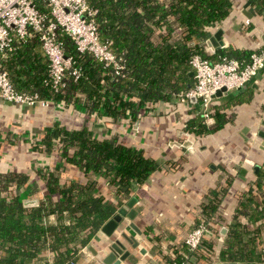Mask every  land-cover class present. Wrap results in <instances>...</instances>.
I'll return each mask as SVG.
<instances>
[{
  "label": "trees",
  "instance_id": "16d2710c",
  "mask_svg": "<svg viewBox=\"0 0 264 264\" xmlns=\"http://www.w3.org/2000/svg\"><path fill=\"white\" fill-rule=\"evenodd\" d=\"M95 8L92 16L101 40L123 59L125 67L114 73L113 67L90 52L78 51L63 32L58 39L72 65L64 72V84L54 89L48 80V59L36 33L14 42L0 57V69L6 71L14 89L36 94L38 98L79 105L110 119L136 117L140 105L180 96L192 84L189 57L193 53L214 60L221 56L244 63L249 52L217 47L206 51L208 26L228 13L231 0H86ZM264 17V0H249ZM78 68L75 77L71 67ZM263 68V67H262ZM261 68L262 71H264ZM242 87V86H241ZM211 123L202 111L189 116L183 130L201 134L217 130L227 119L218 106H209ZM1 140V139H0ZM56 146L59 156L77 166L86 178L59 182V166L41 173L46 192L36 204L25 205L13 189L26 181L22 171H0V264H73L77 250L88 243L116 204L97 192L91 174L105 178L118 199L129 196L133 183H140L157 167V162L117 139L116 135L97 137L87 125L67 128L53 121L34 141L35 149L49 152ZM245 189L236 193L230 219L214 216L229 181L210 188L200 204L188 231L199 221L225 233L214 249L210 238L195 247L184 239L169 244L160 264H213L215 260L245 264H264V155L259 168ZM56 194V196H53ZM51 216V217H49ZM245 216L247 223L240 221ZM263 241V243H262Z\"/></svg>",
  "mask_w": 264,
  "mask_h": 264
},
{
  "label": "crops",
  "instance_id": "0c3cea01",
  "mask_svg": "<svg viewBox=\"0 0 264 264\" xmlns=\"http://www.w3.org/2000/svg\"><path fill=\"white\" fill-rule=\"evenodd\" d=\"M217 28L221 29V44L214 47L206 39ZM207 29L206 51L217 47L247 52L264 48V17L249 0H231L226 16ZM257 72L261 74L259 78L253 75L242 87L212 97L210 104L224 111L227 119L217 130L201 134L183 130L184 121L201 111L198 99L192 101L189 97L146 102L133 119L128 115L110 119L86 113L79 105L62 101L25 103L0 98V171L24 172L26 181L13 190L21 200L35 199L37 203L46 192L41 173L52 166H59L60 183L87 178L77 166L59 156L56 146L49 152L32 147L45 126L56 121L67 128L87 125L97 137L116 135L123 143L153 158L157 167L143 181L133 183L129 196L120 201L104 177L91 174L90 178L95 179L97 192L116 207L135 197L131 206L135 210L133 217H122L118 226L131 234L137 245L131 247L122 239L129 252L120 264H160L162 254L169 252V244L182 239L192 225L210 188L229 181L214 214L227 221L236 203V193L253 179L254 164L260 166L264 145L257 131H264V71L260 68ZM204 121L211 123L213 118L208 116ZM240 221L251 226L245 216H240ZM130 222L137 231L128 225ZM212 226L217 225L207 226L204 238H210L217 250L225 226L222 223L219 231ZM114 236L119 237L118 231H113ZM110 238L98 228L88 243L77 250L73 264H101L99 259ZM216 262L223 261L215 260L213 264Z\"/></svg>",
  "mask_w": 264,
  "mask_h": 264
},
{
  "label": "built area",
  "instance_id": "2783aa9c",
  "mask_svg": "<svg viewBox=\"0 0 264 264\" xmlns=\"http://www.w3.org/2000/svg\"><path fill=\"white\" fill-rule=\"evenodd\" d=\"M94 12L95 8L86 0H0V57L14 47L15 41L36 33L48 59V80L57 89L64 84V72L72 65L71 56L64 54L58 39V33L63 32L76 50L90 52L118 73L125 67L123 59L110 49L106 40L99 38L92 19ZM188 63L193 82L180 96H195L201 101L203 116L208 117L214 91L243 86L264 66V48L251 52L244 63L226 56L209 60L198 53L191 54ZM71 68V74L76 77L78 68ZM0 98L10 102H46L35 93L16 91L3 69H0ZM207 232L206 224L199 221L186 232L184 242L190 248L195 247ZM44 264H51L48 256Z\"/></svg>",
  "mask_w": 264,
  "mask_h": 264
},
{
  "label": "water",
  "instance_id": "95a60500",
  "mask_svg": "<svg viewBox=\"0 0 264 264\" xmlns=\"http://www.w3.org/2000/svg\"><path fill=\"white\" fill-rule=\"evenodd\" d=\"M220 33L221 29L217 28L208 38L206 39V42L209 43L211 46H218L221 44L220 39ZM189 74L192 75V71H189ZM260 72H256L254 76L256 78L260 77ZM227 91L224 89V87H221L214 91L212 94V97H218L221 95H225ZM189 99L192 101L197 100L195 96H189ZM10 102V101H8ZM200 104V109H202L201 101L198 100ZM257 134L262 137V145H264V131L258 130ZM258 164H254V172H256L258 168ZM135 201V197L131 196L127 200H125L123 205L118 206L115 211L112 213L111 216H109L107 219L103 221V223L100 225L99 230L105 234L107 237H110V241L106 245V251L103 255H101L99 262L101 264H120L121 260L124 259V257L128 254V249L125 248L124 243L122 242V239L125 240L131 247H135L137 245V240L131 235L126 234L125 231L121 230L118 226L119 222L121 221L122 217H127L131 219L135 213V210L131 208L132 203ZM22 203L25 205H31L36 204L35 199H22ZM125 207H129L128 210L125 209ZM129 226L134 228L136 231V227L132 222L128 223ZM116 230L119 233L118 236L113 235V231ZM222 230V229H221ZM142 251L143 249H139ZM215 264H236L235 261H223V262H216Z\"/></svg>",
  "mask_w": 264,
  "mask_h": 264
},
{
  "label": "rangeland",
  "instance_id": "374dc122",
  "mask_svg": "<svg viewBox=\"0 0 264 264\" xmlns=\"http://www.w3.org/2000/svg\"><path fill=\"white\" fill-rule=\"evenodd\" d=\"M14 191V190H13ZM15 192V191H14Z\"/></svg>",
  "mask_w": 264,
  "mask_h": 264
}]
</instances>
